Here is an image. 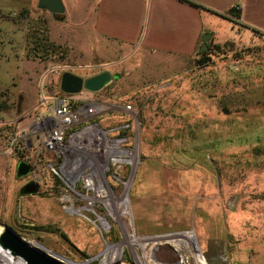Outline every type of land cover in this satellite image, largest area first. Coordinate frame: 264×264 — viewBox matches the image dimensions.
Returning <instances> with one entry per match:
<instances>
[{
  "label": "rangeland",
  "instance_id": "obj_1",
  "mask_svg": "<svg viewBox=\"0 0 264 264\" xmlns=\"http://www.w3.org/2000/svg\"><path fill=\"white\" fill-rule=\"evenodd\" d=\"M61 1V20L21 21L20 51L28 39L33 61L13 56L0 68L13 83L0 87V223L58 264H264V33L237 23L236 36L215 20L203 34L219 43L206 51L201 39L195 53L150 54L95 36L96 0ZM54 68L112 77L83 90L107 108L72 143L66 168L82 169L67 176L51 170L60 159L36 131L52 106L42 98L60 93ZM30 129L32 148L9 151ZM121 148V163L108 165ZM20 160L32 174L17 177ZM86 164L93 190L82 184ZM30 180L39 193L21 196ZM0 264L25 263L0 247Z\"/></svg>",
  "mask_w": 264,
  "mask_h": 264
},
{
  "label": "crops",
  "instance_id": "obj_2",
  "mask_svg": "<svg viewBox=\"0 0 264 264\" xmlns=\"http://www.w3.org/2000/svg\"><path fill=\"white\" fill-rule=\"evenodd\" d=\"M190 1L225 14L226 18L179 0H96L92 33L107 45L132 49L138 46L142 52L150 54L192 50L195 53L206 24L215 20L227 21L231 25L229 31L236 36L238 24L264 33V0ZM37 3L38 0H0V68L13 56L17 61H33L26 54V42L29 44L26 38L23 47L25 53L21 54V35L35 27V18L44 20L46 16L42 15L46 12L49 22L52 21V14L38 8ZM235 6L239 7L238 18L233 15ZM21 21H26L29 28L24 27V30L20 26ZM207 32H210L208 27ZM210 33V40L219 43V34ZM107 45L106 49H110ZM11 84L0 76L1 88H8Z\"/></svg>",
  "mask_w": 264,
  "mask_h": 264
},
{
  "label": "built area",
  "instance_id": "obj_3",
  "mask_svg": "<svg viewBox=\"0 0 264 264\" xmlns=\"http://www.w3.org/2000/svg\"><path fill=\"white\" fill-rule=\"evenodd\" d=\"M239 9V7H234ZM68 69V68H67ZM63 72H66L65 68L53 69L52 74L57 78H61ZM83 90L75 95L60 93L55 94L52 99L44 100L43 103L47 105V102H51L52 106H49L48 113L42 116L37 124L36 131H41L40 145L45 152H50L60 159V165L56 168L51 166V170L57 174L58 171L66 175L70 173L81 172V167L74 166V168H66L68 164V152L72 146V143L76 141L81 134H85L86 131L100 127L96 122L95 117L102 114L107 108L106 106L99 104L95 101L84 100L81 97ZM126 109H130V106H126ZM80 126V128H77ZM126 125L121 126V129H126ZM130 127V123H129ZM87 131V132H88ZM111 131V130H109ZM36 132L34 129H30L27 133L17 134L12 136L9 140V151L11 149H17L23 151L24 149H31V137ZM124 139V138H123ZM125 152L119 149L117 157H111L108 159L107 164L121 163L122 156ZM83 187L93 190L97 183V171L94 164H86L82 174ZM60 176V175H59Z\"/></svg>",
  "mask_w": 264,
  "mask_h": 264
},
{
  "label": "water",
  "instance_id": "obj_4",
  "mask_svg": "<svg viewBox=\"0 0 264 264\" xmlns=\"http://www.w3.org/2000/svg\"><path fill=\"white\" fill-rule=\"evenodd\" d=\"M38 8L50 12L54 19L61 20L63 18L64 6L61 0H38ZM211 39V34L205 33L202 36V44L199 52L206 51V46ZM111 75L107 72H101L95 76L83 79L82 77L70 73L63 72L60 78V91L64 94L75 95L82 90L88 92H98L111 82ZM33 167L26 161L20 160L16 166L17 177H23L32 174ZM40 191V184L36 180H30L21 186L19 194L21 196L36 195ZM3 225L0 233V247L7 250L12 256L19 257L25 264H58L52 258L48 257L39 249L33 247L14 232L9 226Z\"/></svg>",
  "mask_w": 264,
  "mask_h": 264
},
{
  "label": "trees",
  "instance_id": "obj_5",
  "mask_svg": "<svg viewBox=\"0 0 264 264\" xmlns=\"http://www.w3.org/2000/svg\"><path fill=\"white\" fill-rule=\"evenodd\" d=\"M179 1L184 2V3H187V4L191 5V6H194V7L199 8V9L206 10V11H208V12H210V13H213V14H216V15L222 17V18H226L225 14H220V13H217V12H215V11L209 10V9H207L206 7H204V6L200 5V4H197V3H195V2H192V1H190V0H179ZM232 11H233V15H234V17H237V18H238V17H239V14H238L239 9L237 10V9H234V8H233ZM256 31H257V30H256ZM258 32H259V31H258ZM50 46H52V44H50Z\"/></svg>",
  "mask_w": 264,
  "mask_h": 264
},
{
  "label": "bare ground",
  "instance_id": "obj_6",
  "mask_svg": "<svg viewBox=\"0 0 264 264\" xmlns=\"http://www.w3.org/2000/svg\"><path fill=\"white\" fill-rule=\"evenodd\" d=\"M190 231H191V230H190ZM188 235H189V234H186L187 237H189ZM190 236H191V235H190ZM197 257H198V256H197ZM200 260H201V259H200ZM201 261H202V260H201Z\"/></svg>",
  "mask_w": 264,
  "mask_h": 264
}]
</instances>
